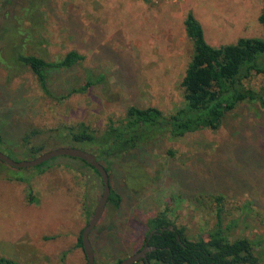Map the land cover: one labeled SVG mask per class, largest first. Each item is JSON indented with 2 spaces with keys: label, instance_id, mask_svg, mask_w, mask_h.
<instances>
[{
  "label": "rangeland",
  "instance_id": "374dc122",
  "mask_svg": "<svg viewBox=\"0 0 264 264\" xmlns=\"http://www.w3.org/2000/svg\"><path fill=\"white\" fill-rule=\"evenodd\" d=\"M263 7V0L2 1L0 150L18 161L65 146L89 151L65 141V127L85 123L103 130L132 105L172 114L183 103L181 81L194 53L184 24L188 13L201 23L208 43L220 47L242 37L264 39ZM41 36V54L50 60L71 50L85 55L72 69L50 71L55 94L69 93L88 74H103V82L64 99L45 94L19 59L35 51ZM247 84L264 90V74ZM30 145L45 148L30 153ZM46 162L13 167L0 160V257L16 264H88L79 238L102 195V177L80 158ZM111 183L122 201L119 208L108 202L90 234L96 264H115L137 252L148 219L166 208L192 239L213 228L222 205L226 223L239 219L233 237L263 240L264 109L245 102L217 130L144 144L118 159ZM256 251L264 255V242Z\"/></svg>",
  "mask_w": 264,
  "mask_h": 264
},
{
  "label": "trees",
  "instance_id": "16d2710c",
  "mask_svg": "<svg viewBox=\"0 0 264 264\" xmlns=\"http://www.w3.org/2000/svg\"><path fill=\"white\" fill-rule=\"evenodd\" d=\"M2 1L8 0H1L0 3ZM259 20L264 24V7ZM184 24L188 37L193 41L194 53L181 81L183 103L175 112L166 115L156 106L132 105L124 116L111 118L103 130H95L80 123L65 127L60 134L65 141L87 146L108 170L110 181L118 159L127 158L144 144L166 136L182 137L204 128L217 130L225 117L245 102L258 103L264 109V90L247 84L254 75L264 74V39L242 37L235 43L215 47L208 43L203 26L192 12L188 13ZM22 33L19 34L24 39L26 34ZM44 41L41 36L32 45L35 51L23 53L19 59L36 76L41 89L48 96L64 99L75 93H85L105 79L103 74L98 77L88 74L82 84L58 96L50 87V71L72 69L82 63L85 55L71 50L58 59L50 60L41 54L40 47ZM2 142L0 134V144ZM44 148L30 145L26 151L36 153ZM82 161L99 173L95 167ZM129 165L133 176L137 177L134 164L129 162ZM121 201L122 196L112 188L109 203L119 208ZM218 201L221 203L220 198ZM223 212L224 207L218 205L213 228L198 239H192L185 226H179L170 218L166 208L147 221L148 230L142 248L150 232L156 230L149 240V245L156 249L149 252L146 259L134 264H264V255L256 251L264 239L257 241L248 236L233 237V228L238 226L239 219L226 223ZM171 225L174 229L170 228ZM79 245L83 247L82 234ZM94 250L96 255V247ZM0 264H16V261L0 257Z\"/></svg>",
  "mask_w": 264,
  "mask_h": 264
},
{
  "label": "water",
  "instance_id": "95a60500",
  "mask_svg": "<svg viewBox=\"0 0 264 264\" xmlns=\"http://www.w3.org/2000/svg\"><path fill=\"white\" fill-rule=\"evenodd\" d=\"M61 155H67L85 160L88 164L95 167V169H97V171L102 177V181H103L102 195L96 205L92 217L90 218L89 222L84 227L82 232L83 248L88 259V264H96L95 250L90 238V234L95 229L100 219L102 218L112 193L110 174L106 169V167L97 159L96 155L92 152L80 148L65 146V147H59L45 151L36 158L31 160L18 161L11 158L10 156H8L7 154H5L3 151L0 150V160L13 167H35L46 161H49L54 157ZM170 228L174 229L173 225H171ZM155 231L156 230L150 232L148 236V241L146 242V244L143 246L142 249L121 259L115 264H134L140 261L141 259H146L147 254L156 249L155 246L149 245V240L151 239Z\"/></svg>",
  "mask_w": 264,
  "mask_h": 264
}]
</instances>
